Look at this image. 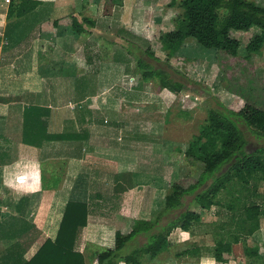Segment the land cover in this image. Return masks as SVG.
<instances>
[{"label":"crops","instance_id":"0c3cea01","mask_svg":"<svg viewBox=\"0 0 264 264\" xmlns=\"http://www.w3.org/2000/svg\"><path fill=\"white\" fill-rule=\"evenodd\" d=\"M19 1L0 0V264L29 263L46 241L56 240L66 210L75 205H84L88 213L71 250L83 256L84 264H97L101 246L107 247L116 231L128 230L114 222L147 220L152 212L144 198L148 193L127 204L104 192L106 187L120 188L123 177L133 189L141 186V179L147 181L145 187L155 179L151 174L158 160L151 147L145 171L137 169L143 162L138 141L153 138L155 121L146 118L149 126L140 131V126L132 127L135 120H129L123 108L150 104L138 100L144 95H151L156 105L161 98L166 103L174 93L142 90L118 55H88L86 61L77 46L84 34H75L68 19L76 13L88 17L102 0H31L37 6L18 15ZM130 1L122 0L123 6L112 11L118 9L122 27ZM112 16L89 17L99 32L102 28L105 32ZM139 26L132 32L138 34ZM112 77L116 79L109 86ZM160 158L163 163L164 156ZM106 206L109 211L103 210ZM108 228L114 231L102 244L95 235ZM201 241L191 230L175 229L168 248L153 259L142 258L140 264H236L231 255L225 263L216 262L205 248L213 244ZM67 246L70 249L69 242ZM172 251L177 252L170 256ZM43 252L36 264L45 263Z\"/></svg>","mask_w":264,"mask_h":264},{"label":"trees","instance_id":"16d2710c","mask_svg":"<svg viewBox=\"0 0 264 264\" xmlns=\"http://www.w3.org/2000/svg\"><path fill=\"white\" fill-rule=\"evenodd\" d=\"M37 4V1L20 0L18 15L33 10ZM114 6H122V0H104L102 15L110 16ZM180 8L182 16L177 28L158 37L161 51L166 52L169 58L186 39L213 49L221 68L222 82L228 93L236 96L243 105L237 111H209L204 125L183 153L186 161L195 167V173L175 181L160 201V209L152 210L149 219H133L124 234L116 231L107 247L96 253L97 264H140L142 258L153 259L168 248V237L173 230L188 232L201 220L200 214L190 209V204L200 211H207L215 205L214 199L219 192L232 180L247 185L259 175L264 182V144L257 143L252 147L246 138L249 134L258 142L264 141V78L254 75L251 63V56L258 53L264 43V7L246 0H182ZM70 19V27L77 35L86 32L83 24L94 26V21L85 17L78 20L72 15ZM253 28L258 33L245 45L246 55L239 56L241 44L231 36V32L245 33ZM146 56L160 62L149 48ZM86 61H90L89 56H86ZM136 68L140 80H156L159 89L174 94L184 89L183 84L173 80L165 70L153 68L141 58L136 60ZM187 197H190V204L181 209ZM242 212L246 220L253 222L249 233L257 230L258 217L262 214L260 207L252 202ZM87 213L84 205L71 206L66 210L56 240L52 243L46 241L37 253L44 251V264H50L52 260L54 264H84L83 256L73 253L71 244L76 230L85 225ZM172 213L175 216L161 225L162 219ZM138 237H144L145 241L136 244ZM212 254L218 263L227 262L229 255L233 258L256 256L255 251L242 249L237 241L217 242ZM37 255L26 264H36L40 260Z\"/></svg>","mask_w":264,"mask_h":264},{"label":"rangeland","instance_id":"374dc122","mask_svg":"<svg viewBox=\"0 0 264 264\" xmlns=\"http://www.w3.org/2000/svg\"><path fill=\"white\" fill-rule=\"evenodd\" d=\"M103 1L98 9L89 13V16L94 13L102 14ZM181 1L174 0V3L171 4V0H132L127 6L129 12L125 17L126 24L123 23V27L120 22L119 11L116 9L111 13V15H114L111 21L107 22V25L109 24L111 27H106L105 32L102 31L103 28L99 32V28L96 29L95 26L88 27L83 24L86 29V32L83 33L85 40L82 38L77 39V46L83 51L82 55H118L123 63V68L127 69L140 83L141 89L148 93L153 94L154 90L159 88L158 83L156 80L142 83L136 68L138 58H141L144 63L151 65L153 68L165 70L173 80L182 83L184 86L182 92L173 94L172 100H168L166 103L161 98L160 103L156 105L155 101L152 102L151 95H144V97L140 96L138 100L150 101V104L145 106H141L140 103L131 104L127 108H123L124 115L129 120L131 118L135 120L132 121V127L135 128V125H138L140 131L146 132L144 128L149 126V124L144 123L146 118L151 117V121H155L156 134L153 135V138H150V140L144 138V140L138 141L143 145L140 151V161L143 162L137 168L140 172L145 171L146 166L149 164L145 160L148 152L147 147H151L157 154L156 158L158 160L154 167L155 170L151 174L155 179L151 181L153 183L151 187L143 186L146 185L147 181L141 179L139 183L141 186L133 189L130 188L131 181L123 177V185L120 188L106 187L104 192L110 197L116 194L127 204L131 203V199H142L148 193L147 197L144 198L149 199V201L147 200L149 210L160 209V201L169 192L170 186L175 181L186 176H192L195 173V167L186 161L183 153L187 149L188 143L198 133L200 127L204 125L209 111H223L224 109L237 111L243 105L236 96L228 93L225 84L222 82L221 68L213 49L204 48L193 39H186L181 43L175 54L169 58H167L166 52L161 51L158 37L162 33L171 32L177 28L178 21L182 16ZM246 1L264 7V0ZM75 15L78 20L83 18L78 13ZM89 16L85 18L92 20ZM68 21L71 22V19L69 18ZM138 23H140L138 28L140 31L136 34L132 31H136L134 29ZM131 25H133V28H130ZM257 33L258 30L255 28L245 33L231 32V36L240 41L239 56L246 55L244 47L249 39ZM148 48L153 56L159 59V63L146 56ZM121 57L123 58L121 59ZM251 63L254 67V75L257 78H264V43L260 51L251 56ZM107 66L108 70L112 68V66ZM115 79V77L109 79V86L113 84ZM131 109L140 110L139 114H131ZM129 127L130 125L127 128ZM148 133L152 136L150 130ZM164 135H166V142L162 139ZM246 138L251 141L252 147L257 143L264 144V141L258 142L249 134L246 135ZM124 147L130 148L128 145H124ZM163 156L165 160L163 159L164 162L162 163L160 157ZM146 190L149 191L146 192ZM147 201L144 200V203H147ZM189 201L190 197L185 198L183 200L185 205L181 209H184L187 203L190 204ZM214 202L215 205L207 211H200L196 206L190 204V209L198 212L201 216V220L192 225L191 232L203 238L204 242L201 241V243L203 242L205 245L208 242L210 245L213 244L211 248L205 247L210 255H213L212 252L217 242L232 243L237 241L242 249L255 251L256 256L236 257L234 263L264 264V182L260 180V176L254 177L247 185L232 180L225 189L219 192ZM252 202L260 207L262 214L258 217V229L249 233L253 222L246 220L242 211L245 206ZM102 208L103 206L100 209L102 210ZM103 210L109 211L107 206ZM178 212L179 210L174 213ZM174 213L166 215L162 219L161 225L167 219L174 217ZM131 222L132 220L122 222L120 220L114 222V224H118L120 229L122 227L128 229ZM113 231L112 228L100 230L95 235V239L102 240V244H104L111 237ZM144 241V237H138L135 243L142 244ZM101 247L100 249H104L103 246ZM176 252H170V256L176 254ZM166 255L162 254V257L167 258Z\"/></svg>","mask_w":264,"mask_h":264}]
</instances>
